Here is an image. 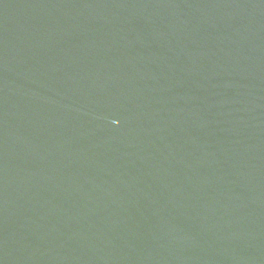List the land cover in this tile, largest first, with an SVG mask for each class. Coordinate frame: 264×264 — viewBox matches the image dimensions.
Wrapping results in <instances>:
<instances>
[{"label": "water", "instance_id": "95a60500", "mask_svg": "<svg viewBox=\"0 0 264 264\" xmlns=\"http://www.w3.org/2000/svg\"><path fill=\"white\" fill-rule=\"evenodd\" d=\"M0 264H264V0H0Z\"/></svg>", "mask_w": 264, "mask_h": 264}]
</instances>
